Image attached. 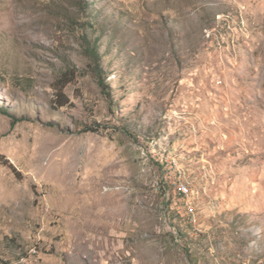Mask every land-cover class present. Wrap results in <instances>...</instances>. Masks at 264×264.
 <instances>
[{"label": "rangeland", "instance_id": "374dc122", "mask_svg": "<svg viewBox=\"0 0 264 264\" xmlns=\"http://www.w3.org/2000/svg\"><path fill=\"white\" fill-rule=\"evenodd\" d=\"M0 264H264V0H0Z\"/></svg>", "mask_w": 264, "mask_h": 264}, {"label": "trees", "instance_id": "16d2710c", "mask_svg": "<svg viewBox=\"0 0 264 264\" xmlns=\"http://www.w3.org/2000/svg\"><path fill=\"white\" fill-rule=\"evenodd\" d=\"M88 53L89 55L96 61L98 62L99 60V53H98V48L95 45H89L88 46ZM97 69H99V64L97 63ZM65 76H63L61 78L60 81H62V79ZM70 80H67V82H69ZM64 83L61 85V87L57 90V97H56V104L58 107H62L64 105H67L69 103V100H67V98L65 97V94L63 93V89H64ZM2 112H4L5 110L2 109Z\"/></svg>", "mask_w": 264, "mask_h": 264}, {"label": "built area", "instance_id": "2783aa9c", "mask_svg": "<svg viewBox=\"0 0 264 264\" xmlns=\"http://www.w3.org/2000/svg\"><path fill=\"white\" fill-rule=\"evenodd\" d=\"M185 190H187V188H185Z\"/></svg>", "mask_w": 264, "mask_h": 264}]
</instances>
